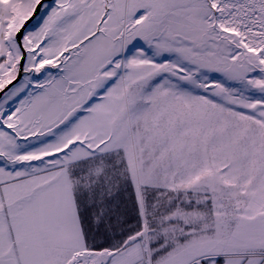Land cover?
<instances>
[{"label": "snow or ice", "instance_id": "obj_1", "mask_svg": "<svg viewBox=\"0 0 264 264\" xmlns=\"http://www.w3.org/2000/svg\"><path fill=\"white\" fill-rule=\"evenodd\" d=\"M0 264H264V0H0Z\"/></svg>", "mask_w": 264, "mask_h": 264}]
</instances>
